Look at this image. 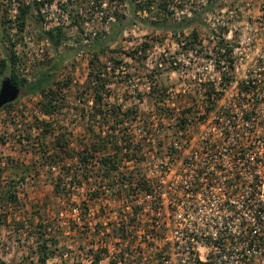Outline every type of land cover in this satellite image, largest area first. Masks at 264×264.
<instances>
[{"label":"trees","instance_id":"1","mask_svg":"<svg viewBox=\"0 0 264 264\" xmlns=\"http://www.w3.org/2000/svg\"><path fill=\"white\" fill-rule=\"evenodd\" d=\"M17 12L10 17L9 9L12 0H0V20L5 19L2 26V39L7 38L10 47L0 61V75L9 76L12 82L20 88L16 100L4 105L1 110L11 113L14 106L22 96H37L35 107L37 113L31 129H36V134L28 132L24 136L28 141V152L31 156V164L36 160L42 166L47 164L54 168L59 166V175L52 182L53 194L70 201L79 188L85 186V194L80 198L79 204L73 208L77 211V217L71 220L70 233L77 243V248L84 251L90 260V264H161L166 257V244L152 246L149 240H138L136 231L145 227L146 221H142L139 214L140 206L133 207L132 215H128L127 223L123 220V212L118 211L116 219L100 220L103 216V195L106 190L111 191V196L117 200L121 197L129 198L137 191H149L151 180L145 170L140 166L145 158L141 155L148 148L142 140L134 137L127 130V125L141 120L146 126L153 114L157 118H170V108L166 106L163 96L166 88L158 86L152 80L154 68L149 71L148 79L152 80L149 89L145 93L150 99V105L154 111L140 110L138 104L129 102L119 103L111 101V89L107 87L112 83V78L119 69L121 56L114 57L115 53L126 55L135 61L146 60L148 56L147 42H142L130 49H122L113 46L123 32L129 29L135 22L148 27L160 37L172 36L176 44L186 54L201 52L200 35L195 27L197 24L206 26L203 22L204 14L212 11L219 0H205L200 8L192 3L189 16H181L175 19V6L173 0H122L129 5L127 15L123 16L111 12L113 0H108L109 5L103 7V0H15ZM83 1L91 3V9L96 8L99 22L91 26L86 32L84 23L95 21V13L83 7ZM60 9L61 14L66 13L69 23L66 25L58 21L48 29L44 28L46 15L44 8L48 9L53 4ZM111 13V14H110ZM114 15V16H113ZM115 20L108 22V18ZM3 22V21H2ZM35 25L38 37L49 40L52 55L39 62L38 70L34 73L32 81L26 80L17 67L18 56L14 47L21 39L23 31L27 30L28 23ZM207 27V26H206ZM15 28V32H11ZM219 28V31L217 29ZM74 30L76 37L72 39L70 33ZM185 29H189L185 31ZM228 27L215 26L209 29L214 37L212 52L216 69L221 70L222 82L228 81L232 70V60L229 58L231 47L227 40ZM84 35V36H83ZM149 35H145L147 38ZM161 42V40H160ZM219 48H225L222 52ZM113 54V55H112ZM119 54V55H120ZM78 55H87L88 72L82 84H75V106H68L62 96L70 86L69 74H58L65 67V62L76 58ZM104 60H106L104 62ZM223 61V63H221ZM144 67V64L141 65ZM144 69V68H142ZM142 69H137L138 71ZM125 81V80H123ZM122 82V81H121ZM213 84H207L206 98L213 92ZM136 95L142 99L135 86ZM135 92V91H134ZM115 97V96H114ZM130 101L131 96H126ZM182 101V100H181ZM81 103L78 104V103ZM65 107L73 109L76 121L85 129V136H73L71 132L58 120L55 126L54 116ZM212 108H207L208 112ZM59 115V114H58ZM193 115L189 108H180L176 117L175 127L183 129L186 119ZM3 143L5 138H1ZM72 141L76 147L71 146ZM129 163V164H127ZM2 169H0V172ZM23 178V177H22ZM15 200V194L9 195ZM70 203V202H68ZM74 205V204H73ZM97 205V212L91 216L93 208ZM47 206V203H46ZM61 204L54 205L52 212L57 215L63 211ZM95 210V209H94ZM139 216V217H137ZM97 218L94 222V219ZM47 218L27 223L29 236L35 237L33 253H37V264H47V260L58 250L60 229H53L47 224ZM24 227V224H20ZM132 226V229H128ZM58 231V234L52 232Z\"/></svg>","mask_w":264,"mask_h":264},{"label":"built area","instance_id":"2","mask_svg":"<svg viewBox=\"0 0 264 264\" xmlns=\"http://www.w3.org/2000/svg\"><path fill=\"white\" fill-rule=\"evenodd\" d=\"M16 12L12 0L10 17ZM229 14L230 79L222 82L211 53L215 70L193 75L196 86L183 92L182 102L166 99L170 118L153 114L151 130H134L148 145L140 166L151 180L150 190L117 200L109 190L103 195V221L116 219L120 210L127 223L133 207H141L139 216L147 224L136 231L138 240L159 248L166 244L161 264H264V0L246 1L244 7L237 3ZM56 23L45 17L44 28ZM22 43L33 45V52L23 53ZM49 48L48 39L34 45L22 32L14 50L26 80L34 79V65L52 55ZM208 83L214 88L210 101ZM183 107L193 115L177 129Z\"/></svg>","mask_w":264,"mask_h":264},{"label":"rangeland","instance_id":"3","mask_svg":"<svg viewBox=\"0 0 264 264\" xmlns=\"http://www.w3.org/2000/svg\"><path fill=\"white\" fill-rule=\"evenodd\" d=\"M246 1L249 0H219L212 11L204 14L203 22L207 27L201 24L195 26L201 40V52H199V55L192 52L186 54L176 44L172 36L160 37L157 32L154 33L150 28L135 22L123 32L113 46H119L126 50L142 42H147L148 56L143 62L135 61L120 53L114 54V57L117 58L121 56L118 58L121 63L115 73L117 75L112 78V83L107 85L112 92L110 100H116L127 105H129V102H134L138 104L140 110L151 111L150 99L145 96V93L149 89L151 81L155 80L158 86L166 88L163 94L165 100L173 98L176 102H182L184 93L196 86L197 79H194L193 75L197 76L200 72L208 70L212 73L215 70L213 61L210 60L214 56L211 50L214 37L209 33V29L215 26L228 27L229 29L231 22L229 10L237 3L241 7L246 6ZM259 1L254 0V4L257 5ZM88 2L89 4L83 1V7H86L85 9L88 11L90 10L93 15L96 12V17L92 23L89 21L84 23L86 32L90 31L91 26L98 24L99 19L97 17L100 13L97 12L96 8L91 9V3L90 1ZM204 2L205 0H173L176 11L175 19L178 20L181 16H189L192 3H196L195 6L200 8ZM108 5L109 1L103 0L102 6L107 7ZM109 6L111 7V12L115 9L116 12L120 15L123 14V16L127 15L129 9V5L125 2L123 3L122 0H113ZM243 10L245 9L243 8ZM44 14L47 20L52 22L62 21L69 23V19L64 17L67 14H61L55 3ZM113 20H115V17L108 18L106 26L109 25L108 22ZM2 23H6L4 18L0 20V53L4 56L7 48L10 47V43L7 38L2 39L1 37V34H3L1 29L4 25ZM35 29L33 23H28L26 32L31 35L34 45L40 40ZM15 30L13 28L11 32H15ZM74 30L70 33L73 36V40L76 37ZM188 30L185 29V31ZM217 31H219V28ZM145 35L149 36L146 38ZM22 45L20 47L23 53L33 52V45H25L23 43ZM49 52L52 54L51 48H49ZM87 59V55H78L76 58L66 61L65 67L58 74V77L62 74H69L72 80L70 86L62 94L65 98L64 101L72 108L75 106L76 101L73 96L75 92V87L73 86L82 84L85 80L88 72ZM142 64H144V67L141 66ZM38 67V63L33 66V74L38 70ZM153 68V76L152 80H150L147 77L149 76L148 70ZM137 69L142 70L138 71ZM3 77H5L4 74L0 75V81ZM135 86L138 89L137 91L140 92L142 99H138V97L132 98V96L136 95ZM126 96H131L130 101H126ZM37 98V96H22L10 114H8L7 110L0 111V160L3 161V165L0 164V169H2L0 172V264H37V260L35 261L37 253L32 252L35 247V237L29 236L27 222L31 219L35 223L42 218L48 219L47 224L51 228L60 229L63 232L59 235L60 247L55 246L58 250L47 260V264H90L86 253L77 248V243L69 229L71 220L77 217L78 214L73 208L79 204L80 198L85 194V186L81 189L79 188L70 201H66L53 194L52 182L56 181V177L59 175V166H62L61 162L56 167L51 168L47 164L42 166L37 161V156L34 157L36 162L33 165L30 161L32 155L28 152V141L24 139V136L28 132L33 135L36 134L37 130L31 129L30 126L33 125L34 115L37 113L34 106ZM78 104L81 105L80 102ZM58 114L53 119L55 126H57L56 122L60 120L66 131L71 132L73 136H85V129L80 122L76 121L73 109L65 107ZM152 124V119L146 126L142 125L141 120H139L127 125L126 128L137 138L134 130L137 132L142 126L151 130ZM196 130H194V133ZM1 138H5L4 143ZM71 146L76 147L73 141ZM10 193L15 194V200H11L9 197ZM59 204L64 209L61 214L57 215L52 212V208L54 205ZM20 224H24V227H21ZM53 233L54 235L58 234V231H53L52 235ZM101 264H105V262Z\"/></svg>","mask_w":264,"mask_h":264},{"label":"water","instance_id":"4","mask_svg":"<svg viewBox=\"0 0 264 264\" xmlns=\"http://www.w3.org/2000/svg\"><path fill=\"white\" fill-rule=\"evenodd\" d=\"M20 88L15 85L9 76H5L0 81V109L19 96Z\"/></svg>","mask_w":264,"mask_h":264}]
</instances>
